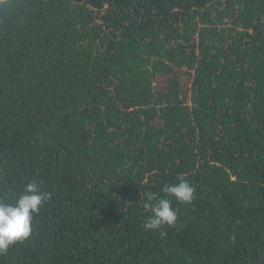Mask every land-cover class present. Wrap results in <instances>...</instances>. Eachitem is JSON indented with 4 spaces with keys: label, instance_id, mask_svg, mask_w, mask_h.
Wrapping results in <instances>:
<instances>
[{
    "label": "trees",
    "instance_id": "1",
    "mask_svg": "<svg viewBox=\"0 0 264 264\" xmlns=\"http://www.w3.org/2000/svg\"><path fill=\"white\" fill-rule=\"evenodd\" d=\"M32 181L0 264H264V0H3L0 197Z\"/></svg>",
    "mask_w": 264,
    "mask_h": 264
},
{
    "label": "clouds",
    "instance_id": "2",
    "mask_svg": "<svg viewBox=\"0 0 264 264\" xmlns=\"http://www.w3.org/2000/svg\"><path fill=\"white\" fill-rule=\"evenodd\" d=\"M195 191L188 180L179 177L178 182L162 189L163 195L147 193L148 203L144 207L150 209V215L144 224L145 230H160L164 225L174 226L178 220V209L172 206L169 197H174L180 203L191 204L195 199ZM51 197L52 193L44 191L35 181L27 183L23 194L18 195L14 202L0 197V255L6 254L18 242L30 238L35 217Z\"/></svg>",
    "mask_w": 264,
    "mask_h": 264
}]
</instances>
